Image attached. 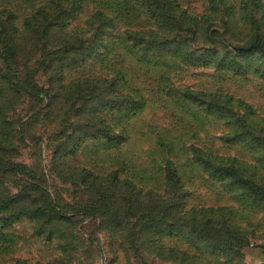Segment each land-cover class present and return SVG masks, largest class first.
Returning a JSON list of instances; mask_svg holds the SVG:
<instances>
[{"label": "trees", "instance_id": "16d2710c", "mask_svg": "<svg viewBox=\"0 0 264 264\" xmlns=\"http://www.w3.org/2000/svg\"><path fill=\"white\" fill-rule=\"evenodd\" d=\"M21 2L27 4V15L16 5L0 9V173L24 170V165L12 162L10 157L14 150V133L18 135L20 131L14 132L10 127L4 108L6 103L20 94L36 100L43 96V99L48 98L44 115L51 113L54 103H62V114L85 112L92 121L84 124L86 128L73 144L69 136L60 142L54 157L62 152V162L66 163L64 158L75 155L77 148L88 140H100V150L114 148L112 158L116 169L106 176L82 168L74 174L81 177L91 194V200L81 206L78 213L96 220L100 218L113 229L119 225L126 227L130 220L137 219L131 235L138 241L154 229L153 238L161 229L170 235L185 234L195 239L196 226L176 230L169 212L138 215L132 203L133 198L155 197L159 190L155 174L161 173L163 193L172 196L166 211L178 210L175 205L179 202L183 212L185 203L180 198L184 195V186L174 160L180 153H188V164L209 172L210 177L219 181L246 210L264 207V187L252 182V177L256 181L264 177L249 175L247 178L233 163L219 166L211 153L194 143L199 126L203 127V119L213 117L225 123L226 133L222 138L228 145H240L253 156L250 160L256 169L264 167V117L259 115L262 117L259 119L255 107L241 97L235 99L220 91L205 92L189 86L181 88L172 77L180 66L211 65L218 71L264 81V0H202L205 8L199 14L191 12L184 0ZM87 7L91 13L88 21H74ZM18 21L22 23L19 25ZM241 27L244 31L240 35ZM58 35L64 39L56 42L48 53L47 43L54 37L59 38ZM22 42L26 45L21 47ZM25 46L29 49L23 56ZM128 58L134 68L147 76L146 83L152 80L160 99L175 104L189 116L184 118L185 128L180 134L158 137L159 157L147 160V164L151 163L144 170L135 169L131 157L119 155L120 148L130 138L126 123L141 115L149 101L147 90L137 81L135 73L124 67L123 60ZM95 62H100L101 67L88 73L86 66ZM32 63L44 72H52L47 88L37 79ZM76 68V73L71 75ZM55 82L61 86V95L49 92ZM36 108H40L36 114L43 111V106ZM96 156L101 157L99 150ZM156 168L158 171L151 177ZM127 169L128 177H119L120 171ZM117 186L130 189L131 198H123L130 209L127 213H121L119 208L117 193L112 189ZM12 197L8 196L6 205L1 207L6 210L12 204L11 215L0 217V233L18 218L27 217L35 223L38 234L48 232L49 238H53L54 229L50 226L56 220L54 216L57 220L64 217L51 193L40 194L41 202L29 209L15 207L19 200L13 201ZM214 235L217 242L227 248L246 246V242L229 230Z\"/></svg>", "mask_w": 264, "mask_h": 264}, {"label": "rangeland", "instance_id": "374dc122", "mask_svg": "<svg viewBox=\"0 0 264 264\" xmlns=\"http://www.w3.org/2000/svg\"><path fill=\"white\" fill-rule=\"evenodd\" d=\"M184 3L191 12L198 14L205 8L202 0H184ZM15 5L21 7L19 11L26 15L29 13L27 4L21 0H0V9L13 8ZM88 7L74 21H88L91 14ZM21 23L22 21L17 22L19 25ZM240 30L241 35L244 27ZM58 37L47 43L50 47L48 53L56 42L64 39L61 35ZM23 45L26 42H22L21 47ZM27 49L28 46H25L22 50L23 56L28 54ZM123 63L128 71L135 73L137 81L147 90L149 101L141 115L126 123L130 138L120 148L119 155L131 157L129 159L135 163V169L144 170L151 163L147 164L146 161L158 155V137L180 134L185 128L184 118L188 119L189 116L175 104L160 99L152 80L150 84L146 83L147 76L137 67L134 68L129 58L123 60ZM99 67L100 62L90 63L85 70L91 73L98 71ZM32 68H35L34 74L41 85L47 88L52 72H44L34 63ZM74 70L71 75L78 68ZM172 77L181 88L189 86L205 92L220 91L235 99L241 97L255 107L259 119L262 118L259 115L264 117V81L259 78H243L218 71L211 65L202 68L180 66L175 69ZM49 92L61 95V86L55 82ZM47 99L42 96V99L36 100L20 94L15 99L8 100L4 107L10 127L14 132L20 131L18 135L14 133L11 161L24 165V170L18 173H0V217L11 215L9 211L12 210V204L6 210L1 208L6 205L8 196H13V201L19 200L15 207L29 209L41 202L40 194L51 193L61 211L63 210L61 216L64 219L57 220L54 216L56 220L50 226L54 229V236L49 238L48 232L38 234L35 223L29 218H18L0 233V264H264V257L256 255L264 254V207L246 210L240 206L219 181L210 177L209 172L188 164V153H180L174 158L184 186V195L180 198L185 203L183 212L180 211L179 202L175 205L179 211H166L172 203V196L164 195L162 175L155 174L158 168L151 173V177L154 174L157 177L159 190L155 197L133 198L132 203L138 215H163L169 212L172 217L170 220L176 223V230L185 231L196 226L195 239L185 234L170 235L161 229H158L153 238L154 229L146 232L138 241L131 235L133 223L137 219L130 220L126 227L119 225L113 229L100 218L96 220L78 213L77 210L91 200V194L81 182V177L74 174L82 168L92 174L106 176L116 169L112 158L114 148L100 150V140H88L77 148L75 155L64 158L67 159L66 163L62 162V152L59 157H54L60 142L69 136L72 137L73 144L75 138L86 128L84 124L92 121L85 112L62 114V103H54L51 113L44 115ZM41 106L43 111L36 114L40 109L36 107ZM203 120V127L199 126L194 143L211 153L215 163L219 166L233 163L235 167L241 168L240 174L244 172L247 178H250L249 175L264 177V167L256 169L254 162L250 160L253 156L248 151L238 144L228 145L224 141V122L213 117ZM115 132L118 133V129ZM98 150L101 157L96 156ZM232 158L237 160L232 161ZM158 167L159 170L162 169L161 162ZM127 172L128 169L120 171L119 177L125 179L129 175ZM254 181L264 187V180L256 181L252 177V182ZM112 189L117 193L121 213L129 212L123 198H131L130 189L124 186ZM152 206L156 208L154 211L150 210ZM224 230L236 234L243 243L246 242V246L240 249L219 244L214 233Z\"/></svg>", "mask_w": 264, "mask_h": 264}, {"label": "crops", "instance_id": "0c3cea01", "mask_svg": "<svg viewBox=\"0 0 264 264\" xmlns=\"http://www.w3.org/2000/svg\"><path fill=\"white\" fill-rule=\"evenodd\" d=\"M256 255H259V256H261V257H264V254H263V253H258V254H256Z\"/></svg>", "mask_w": 264, "mask_h": 264}]
</instances>
